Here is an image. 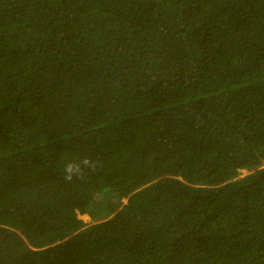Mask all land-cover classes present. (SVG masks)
Instances as JSON below:
<instances>
[{
    "label": "trees",
    "instance_id": "trees-1",
    "mask_svg": "<svg viewBox=\"0 0 264 264\" xmlns=\"http://www.w3.org/2000/svg\"><path fill=\"white\" fill-rule=\"evenodd\" d=\"M0 264H264V0H0Z\"/></svg>",
    "mask_w": 264,
    "mask_h": 264
},
{
    "label": "rangeland",
    "instance_id": "rangeland-1",
    "mask_svg": "<svg viewBox=\"0 0 264 264\" xmlns=\"http://www.w3.org/2000/svg\"><path fill=\"white\" fill-rule=\"evenodd\" d=\"M79 217L82 218L85 221H89L90 220L89 217L86 214L79 215Z\"/></svg>",
    "mask_w": 264,
    "mask_h": 264
},
{
    "label": "clouds",
    "instance_id": "clouds-1",
    "mask_svg": "<svg viewBox=\"0 0 264 264\" xmlns=\"http://www.w3.org/2000/svg\"><path fill=\"white\" fill-rule=\"evenodd\" d=\"M69 171H70V168H69ZM70 179V177H68Z\"/></svg>",
    "mask_w": 264,
    "mask_h": 264
}]
</instances>
